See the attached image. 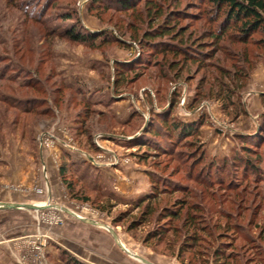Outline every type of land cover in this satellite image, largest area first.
Returning a JSON list of instances; mask_svg holds the SVG:
<instances>
[{"label":"rangeland","instance_id":"374dc122","mask_svg":"<svg viewBox=\"0 0 264 264\" xmlns=\"http://www.w3.org/2000/svg\"><path fill=\"white\" fill-rule=\"evenodd\" d=\"M27 1L0 0V173L10 175V186L17 176L14 193L29 203H43L50 195V203L109 224L128 249L155 264H218L223 259H215L214 250L230 246L223 241L233 244L228 264H264V163L259 172L248 174V169L230 165L220 183L212 179L217 166H209L215 160L223 170L222 160L240 150L233 139L236 132L255 133L262 122L264 133V55L255 62L241 95L245 114L243 109H225L215 97L195 101L201 85L215 94L216 69L200 70L192 63L176 78L177 71L168 67L175 59L171 54L119 42L97 41L92 46L60 33L61 27L74 24L61 20L60 14L75 10L84 30H114L128 43L152 26L145 13L147 0L137 5L142 14L114 9L109 0H46L53 7L44 4L45 15L36 18L28 13L40 9L39 0ZM164 1L167 11L178 8L183 14L173 22L186 30L182 44H213L214 39L205 37L210 27L206 0ZM108 4L113 9L106 8ZM220 44L237 50L243 46L232 44L229 36ZM218 54L215 63L232 66L231 57ZM117 65L125 73L116 70ZM156 112L169 121L196 124L199 134L181 138L173 147L175 139L166 135L167 126L159 125ZM155 129L160 130L155 138L164 149L174 148V156L152 155L154 150L144 145L153 142L149 134ZM261 150L264 153V145ZM202 153V161L194 160ZM63 166L77 196L61 181ZM149 173L186 188L162 192L151 208L109 199L111 192L131 202L147 194ZM178 200L187 203L181 218L196 212L198 204L204 206L207 219L200 226L212 234L200 237L181 257L180 244L188 238L181 219L159 216L166 207H179ZM144 209L149 212L146 218ZM33 214L38 224L18 248L29 252L27 264H65L63 254L85 264H144L121 250L102 227L56 208ZM163 225L170 226L169 231L158 237L154 232Z\"/></svg>","mask_w":264,"mask_h":264},{"label":"trees","instance_id":"16d2710c","mask_svg":"<svg viewBox=\"0 0 264 264\" xmlns=\"http://www.w3.org/2000/svg\"><path fill=\"white\" fill-rule=\"evenodd\" d=\"M91 1V0H90ZM96 2H104L105 0H95ZM112 1L114 9H122L123 11L133 13L139 12L140 8H137V5L141 0H109ZM205 1V0H203ZM210 6H208L205 13L208 17V22L210 27L205 30V37L209 39H214L212 45L207 43H202L200 41L191 42L190 44H182L184 40L183 35L186 30L183 28H177L175 26L174 19L176 16H182L180 9L176 8L173 10H166V3L164 0H147L145 1V13L148 16V20H151V27L143 31L141 36H133L131 41L124 43L120 41L118 34H114V30H101L93 31L84 30V26L80 23L76 17V11H65L60 14V19L63 21H74L72 26H63L60 28V33L64 35L65 38L86 43L87 45L95 46L97 41L100 42L99 45L106 43L119 42L123 43L129 48L134 47L136 44L139 48H146L147 50H152L158 55L164 56L165 54H171L175 57L174 60H171L168 67L169 69L176 70V78H181L184 69L189 64H196L202 69H216L217 75L215 80L219 82V87L215 90V94H212L211 90H205L202 85L197 90L196 102L200 101L202 98L215 97L217 100L222 101L223 106L226 108L233 107L235 111L237 109L242 110L247 114V110L243 107V101L241 95L243 89L245 88L247 81L250 78V73L254 69L255 62L264 55V0H206ZM34 4L35 0H28ZM44 4L47 5V8H52L53 4H49L45 0L44 3L42 0H39L38 5L40 9L37 12H29L28 14L32 17H38L45 15L46 9H44ZM108 9H113L111 6H106ZM162 18V22H158L159 18ZM116 30V28L114 27ZM256 35H260L261 38H256ZM226 36H229V41L232 44H241L242 49L231 48L232 46H221V42L224 41ZM253 46L258 50H251L250 47ZM218 52L223 54L225 58L231 57L233 64L230 67H226L222 64L215 63L216 57H218ZM179 58V59H177ZM129 61V60H128ZM143 65H140V67ZM124 67V66H122ZM116 70L125 73V69L121 66H116ZM118 78H116L117 80ZM227 79V80H226ZM177 81V80H176ZM186 82L190 79H185ZM9 95V94H8ZM264 99V93L261 94ZM4 99L5 96L1 95ZM14 98V96L11 95ZM20 106V105H19ZM243 107V108H242ZM24 108H29L25 106ZM158 115L159 112H156ZM157 122L161 127H165V133L175 140L171 142L173 147L178 143L181 138H187L191 136H197L199 134V128L194 123H186L183 121H178L174 119L169 121V119L158 115ZM263 125H258L257 131L255 133H241L236 132L233 136V139L240 144V150H237L230 159L222 160L225 164V168L222 166L219 167L215 160H212L210 167L217 166L215 175H213L215 182H222L220 175L222 172H227V167L230 165L240 166L244 169H248V173H257V169H260L259 164L264 163V153L262 148L264 145V133ZM152 134H149L153 142L145 143L149 149L154 151L152 155H170L174 156V148L164 149L161 142L155 138L156 134H160V130L155 129L150 131ZM193 144V143H192ZM173 150V151H172ZM148 152V151H147ZM146 152V153H147ZM204 159V154L194 158L196 161H202ZM221 165V164H219ZM221 169V170H220ZM66 167L63 166L60 168V176L62 183L67 187L70 193L73 196H77L78 193L74 192V183L69 182L65 176ZM149 178L151 181V188L149 192L145 195H142L134 202L127 201L122 196L111 192L110 200L114 201H125L126 203L131 204L132 208H141L145 204V208H151L152 201L157 199L162 192L174 193L176 191H184L186 186H181L180 184H171L170 178H165L162 175L149 173ZM199 181L204 180L203 177L197 178ZM212 179L209 180L212 182ZM224 180V178L222 179ZM171 182V183H170ZM231 185H234L232 183ZM89 200L88 198H85ZM184 203V204H183ZM179 207H166L165 212H161L160 215H166L168 220H179L181 219V229L185 231L183 236L188 237L187 239L181 242L178 256L181 257L182 253L190 251V247L195 245L199 241L200 237H212V234L207 233L208 228L201 227V223L206 221L207 214L204 212L205 207L200 206L197 208V211L193 214L187 212L181 218V209L186 207L187 203L178 200ZM206 210V209H205ZM144 218L149 215L148 210L144 209L143 212ZM170 226L163 225L161 228L154 232L158 237L164 236L168 232ZM173 227V226H172ZM171 229V228H170ZM177 231H180V228H177ZM203 234V235H202ZM202 235V236H201ZM216 237V236H215ZM263 241L262 238H260ZM225 245H230L229 248H216L213 252L215 259L222 258L223 260L217 261L218 264H228V261L232 260V255L230 250L233 247L232 242H222ZM261 245V244H260ZM263 245V244H262ZM225 247V246H224ZM261 246H258L260 249ZM228 251V252H226ZM261 252H259V255ZM62 259L65 264H85L82 261L63 254Z\"/></svg>","mask_w":264,"mask_h":264},{"label":"crops","instance_id":"0c3cea01","mask_svg":"<svg viewBox=\"0 0 264 264\" xmlns=\"http://www.w3.org/2000/svg\"><path fill=\"white\" fill-rule=\"evenodd\" d=\"M260 92V91H259ZM263 92V91H261ZM233 131H245L235 128ZM248 132V130H246ZM10 176V175H9ZM7 174L0 173V201L14 203H29L23 201L11 188L15 187V176L13 185ZM122 194L124 192L122 191ZM42 204V203H35ZM32 209L26 208H0V264H27L30 261L29 252L18 249L20 242L31 234L33 225L37 226V218L33 222ZM39 230H41L39 228ZM41 233V232H40ZM18 249V250H17ZM27 253V254H26ZM24 261V262H23ZM26 261V262H25Z\"/></svg>","mask_w":264,"mask_h":264},{"label":"water","instance_id":"95a60500","mask_svg":"<svg viewBox=\"0 0 264 264\" xmlns=\"http://www.w3.org/2000/svg\"><path fill=\"white\" fill-rule=\"evenodd\" d=\"M125 138V137H123ZM129 138V137H126ZM88 158L90 160H93L91 156H88ZM50 195L48 197V200L46 201L45 204H35V203H14V202H1L0 201V208H26V209H32V210H44L47 208H56L59 210L64 211L65 213L77 218L78 220L86 223V224H91L97 227H102L104 229H106L112 236L113 240L115 241V243L121 248V250H123L125 253H127L129 256L143 262L144 264H155L154 262L148 260L147 258H144L143 256L127 249L125 247V245L122 243L117 231L110 226L109 224L103 222V221H99V220H95L86 216H82L80 214H78L77 212L73 211L72 209L65 207L63 205L60 204H55V203H50Z\"/></svg>","mask_w":264,"mask_h":264},{"label":"bare ground","instance_id":"6f19581e","mask_svg":"<svg viewBox=\"0 0 264 264\" xmlns=\"http://www.w3.org/2000/svg\"><path fill=\"white\" fill-rule=\"evenodd\" d=\"M46 203V201L45 202H43L42 204H45ZM122 241V240H121ZM122 243L125 245V247L128 249V247H127V245L122 241ZM130 250V249H129Z\"/></svg>","mask_w":264,"mask_h":264},{"label":"built area","instance_id":"2783aa9c","mask_svg":"<svg viewBox=\"0 0 264 264\" xmlns=\"http://www.w3.org/2000/svg\"><path fill=\"white\" fill-rule=\"evenodd\" d=\"M80 2L79 3H81V2H83V1H85V0H79ZM120 191V190H119ZM121 193H122V191H120Z\"/></svg>","mask_w":264,"mask_h":264}]
</instances>
